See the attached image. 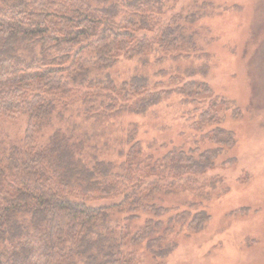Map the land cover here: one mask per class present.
<instances>
[{"label": "trees", "instance_id": "trees-1", "mask_svg": "<svg viewBox=\"0 0 264 264\" xmlns=\"http://www.w3.org/2000/svg\"><path fill=\"white\" fill-rule=\"evenodd\" d=\"M169 10L167 0H0V264H138L144 241L159 259L148 264H163L174 225L191 233L206 226L203 207L173 211L157 201L189 189L192 177L215 165L219 148L173 147L156 156L133 129L114 160L75 124L45 133L74 107L96 120L143 114L173 92L152 89L144 74L118 82L110 71L121 57L196 48L192 17ZM176 92L212 90L192 80ZM4 118L26 119L20 138L3 132ZM223 143L232 145V136ZM140 212L152 216L132 231Z\"/></svg>", "mask_w": 264, "mask_h": 264}, {"label": "rangeland", "instance_id": "rangeland-1", "mask_svg": "<svg viewBox=\"0 0 264 264\" xmlns=\"http://www.w3.org/2000/svg\"><path fill=\"white\" fill-rule=\"evenodd\" d=\"M167 3L171 7L167 16L180 12L194 20L190 30L196 32V48L121 57L110 71L118 82L144 74L152 89L174 91L164 93L143 114L96 120L74 107L66 120H56L45 133L75 124L101 157L114 160L123 158L120 151L128 149L126 137L133 129L143 151L156 156L173 147L219 148L215 165L192 177L189 189H175L157 201L173 211L203 207L210 213L202 230L191 233L186 224L173 226L168 239L175 246L163 264H264V0ZM192 80L206 82L212 93L184 98L176 92L177 86ZM202 111L215 118L202 117ZM1 121L4 133L14 139L23 135L25 118ZM227 135L232 136V145L223 143ZM140 215L129 225L132 231L152 216ZM136 249L138 264L159 260L150 254L146 241Z\"/></svg>", "mask_w": 264, "mask_h": 264}]
</instances>
